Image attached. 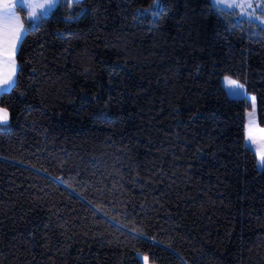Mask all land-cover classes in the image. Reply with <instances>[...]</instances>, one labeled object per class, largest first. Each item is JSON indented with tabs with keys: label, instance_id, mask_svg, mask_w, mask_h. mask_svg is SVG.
<instances>
[{
	"label": "trees",
	"instance_id": "1",
	"mask_svg": "<svg viewBox=\"0 0 264 264\" xmlns=\"http://www.w3.org/2000/svg\"><path fill=\"white\" fill-rule=\"evenodd\" d=\"M156 3L18 7L0 264H264V167L248 102L220 81L254 94L264 127V28L211 0Z\"/></svg>",
	"mask_w": 264,
	"mask_h": 264
},
{
	"label": "snow or ice",
	"instance_id": "2",
	"mask_svg": "<svg viewBox=\"0 0 264 264\" xmlns=\"http://www.w3.org/2000/svg\"><path fill=\"white\" fill-rule=\"evenodd\" d=\"M59 3V0H48V3L46 5H40L39 7L42 10V13L44 15L47 14L46 9L50 10ZM212 3L216 5L218 8H231L235 9L237 7H241V5H235V4H230V5H223L217 4L216 0H212ZM162 4V0H158V3L154 4L153 6V12L152 14L155 15V10ZM17 5L15 3L9 5L5 4L4 5V12H3V19H4V29L3 33L0 34V47L3 48V54L6 57V62L11 63L13 67V73L14 75L15 72V60H14V54H15V48L16 45L19 43V41L22 39V36L24 35L23 33V24L20 23V18L16 16L15 12L12 11L13 8H15ZM19 6L21 9L24 7L32 9L30 19L31 20H37L39 19V15L35 11V8L37 7L34 4H26L25 0H19ZM248 7H251V5H248ZM241 19H245L244 17H241ZM9 53H11V58H9ZM226 83L228 85L229 91L228 95L230 98L239 100V101H248L249 104L252 103V101L255 100V97H248L247 93L243 90L244 86L242 84H238L236 81L227 79L226 78ZM3 87L2 91L7 92L9 88L14 84V80L12 79V76L6 77L2 81ZM251 113H249V117L251 118ZM6 118V114H5ZM250 124L252 123L250 119ZM251 138V133L249 134ZM260 166H264V156L261 157L260 159ZM146 259V258H145Z\"/></svg>",
	"mask_w": 264,
	"mask_h": 264
},
{
	"label": "rangeland",
	"instance_id": "3",
	"mask_svg": "<svg viewBox=\"0 0 264 264\" xmlns=\"http://www.w3.org/2000/svg\"><path fill=\"white\" fill-rule=\"evenodd\" d=\"M211 2H212V0H211ZM25 3L26 4L30 3V4L36 5L37 7L35 8V11L37 12V14L40 17V16H44V14L42 13V10L39 6L40 5H46L48 3V0H25ZM216 3L217 4L222 3L223 5H230V4L241 5V7H237L235 9H231V8H227V7H223V9L235 10L239 13L240 17L248 18V19L256 22L257 24H259L261 27L264 28V18H261L258 14L261 5L264 4V0H216ZM16 5H19V0L16 2ZM248 5H251V7H248ZM25 9L27 12V19H30L32 9L27 8V7H25ZM52 9H50V10L46 9L47 14ZM17 15H19V13ZM31 21H35V20H31ZM23 33L25 34V29L23 30ZM226 78L234 80L238 84H241L240 82H238L237 80H235L234 78H232L228 74L222 75L220 81H221L223 88L225 89L226 94L229 91L228 85L226 83ZM243 90L247 93L248 97H255L253 93H250L246 90L245 86H244ZM227 96L229 97L228 94H227ZM249 113L252 114L251 118L249 117ZM250 119L252 121L251 124L249 122ZM250 133H251V138L249 135ZM244 145L254 152V154L256 156V167L258 169H262L264 166H260V159L262 156H264V127L261 126L259 124V121H258V114H257V110H256V99L254 101H252L251 104H249V102H248V107L246 108V111H245ZM143 264H154V263L149 262L146 258L144 260Z\"/></svg>",
	"mask_w": 264,
	"mask_h": 264
},
{
	"label": "crops",
	"instance_id": "4",
	"mask_svg": "<svg viewBox=\"0 0 264 264\" xmlns=\"http://www.w3.org/2000/svg\"><path fill=\"white\" fill-rule=\"evenodd\" d=\"M18 0L14 1V2H11V3H8L9 5L17 2ZM18 7H20L19 5H17L15 8L12 9V11L15 12L16 16H18L20 18V23H22V20H21V17H20V14L17 15L19 12H18ZM25 9V7H24ZM26 11V9H25ZM3 12H4V5L0 4V34L3 33V29H4V19H3ZM26 15H27V12H26ZM29 21H31L30 19H28ZM23 24V23H22ZM23 30H24V26H23ZM23 37V36H22ZM18 45L19 43L16 45V48H15V54L17 52V49H18ZM15 54H14V60H15ZM9 58H11V53H9ZM16 72H17V63H16V60H15V72H14V75H12L13 73V67L11 65V63L9 62H6V57L5 55L3 54V48L0 47V94L4 91H2V87H3V84H2V81L8 77V76H12V79L15 81V77H16ZM13 86V85H12ZM11 86V87H12ZM10 87V88H11ZM9 88V89H10ZM5 114H6V118H5ZM8 112L4 109V108H1L0 107V124H5L8 122Z\"/></svg>",
	"mask_w": 264,
	"mask_h": 264
},
{
	"label": "water",
	"instance_id": "5",
	"mask_svg": "<svg viewBox=\"0 0 264 264\" xmlns=\"http://www.w3.org/2000/svg\"><path fill=\"white\" fill-rule=\"evenodd\" d=\"M14 1H16V0H0V4L5 5L8 3L14 2ZM68 20H70V19H66V21H68Z\"/></svg>",
	"mask_w": 264,
	"mask_h": 264
}]
</instances>
